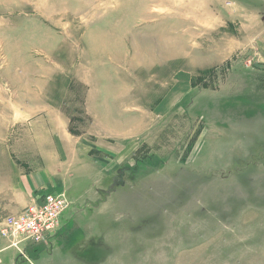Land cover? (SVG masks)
<instances>
[{"label": "rangeland", "instance_id": "obj_1", "mask_svg": "<svg viewBox=\"0 0 264 264\" xmlns=\"http://www.w3.org/2000/svg\"><path fill=\"white\" fill-rule=\"evenodd\" d=\"M8 150L82 260L264 264V0H0Z\"/></svg>", "mask_w": 264, "mask_h": 264}, {"label": "crops", "instance_id": "obj_2", "mask_svg": "<svg viewBox=\"0 0 264 264\" xmlns=\"http://www.w3.org/2000/svg\"><path fill=\"white\" fill-rule=\"evenodd\" d=\"M0 160L1 226L3 217L22 212L34 195L37 199L39 195L45 194L44 190L40 192L36 189L46 183V177L41 174V170L37 174L25 173V169L15 165L9 150L2 154ZM5 165L9 170L4 169ZM67 210L62 214L60 227L48 239L39 243H21L20 247L26 256L21 253V249L11 245L10 240L0 235V264H93L92 258L82 260L78 256V253L87 249V242L93 235L89 233V228H78L76 217L68 216L69 220L64 221ZM72 222L75 223L74 227L71 226ZM73 230L77 233H73Z\"/></svg>", "mask_w": 264, "mask_h": 264}, {"label": "built area", "instance_id": "obj_3", "mask_svg": "<svg viewBox=\"0 0 264 264\" xmlns=\"http://www.w3.org/2000/svg\"><path fill=\"white\" fill-rule=\"evenodd\" d=\"M67 207L68 201L62 196L39 195L22 212L2 220L0 235L19 249L23 242H42L58 230ZM20 251L26 256L23 248Z\"/></svg>", "mask_w": 264, "mask_h": 264}]
</instances>
